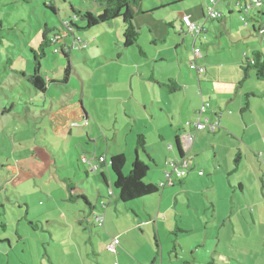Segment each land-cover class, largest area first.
I'll use <instances>...</instances> for the list:
<instances>
[{"label": "rangeland", "instance_id": "rangeland-1", "mask_svg": "<svg viewBox=\"0 0 264 264\" xmlns=\"http://www.w3.org/2000/svg\"><path fill=\"white\" fill-rule=\"evenodd\" d=\"M210 1L185 0L183 3L189 8L204 6L206 20L201 12L198 13L205 30L209 31L204 36L198 37L189 30L188 33L187 27L181 28L182 10L177 7L162 8L146 18L135 15L140 40L128 49L122 45L123 23L120 19L95 28L75 29L74 34L83 47L79 49L73 44L72 35L65 41L67 48H71L70 59L74 66L70 81L52 83L51 91L46 94L30 81L35 69L32 50H38L44 31L49 34L50 41L56 35H64L62 23L72 16V7L82 11L89 9L94 16L102 9L94 0H3L0 3L3 19L0 31V264H138L133 258L135 251H140L139 256L146 260L145 251L158 248L155 240L164 254L165 264H173L177 252L179 260L174 264H205L217 255L214 251L222 250L224 241L218 232L220 222H213L212 217L215 213L225 215L231 204L229 199L238 205L245 204V196L238 187L239 180L244 178L242 172L230 178L218 172L215 192L205 189L199 181L183 187L177 181L176 185L166 187L159 194L134 202H121L118 213L112 208L113 215L115 218L118 215L119 229L126 226L131 229L123 239L124 248L117 246L116 253L109 249L107 238L112 234L94 226L88 208L90 204L97 205L92 185L97 187L100 177L91 161L96 163V157L104 154L109 163L112 155L125 150L128 134L137 130L149 132L150 137H154L156 131L165 132L168 137L165 141L156 135L152 142L154 147L149 143V155L140 153L149 166L145 183L157 185L167 179L165 174L171 167L165 166V159L170 160V154L174 155L167 146L175 144L177 128L174 127L178 119L167 105L168 99L174 108L183 103L181 100L176 102L175 98L181 92L172 94L161 88L156 79L147 77L153 69L157 70L156 78L159 76L163 80L178 77L182 71L181 84L192 82L198 88L199 73L192 66L196 59L195 48L203 56L202 60H197L198 65L206 66L208 70L212 68L205 63L208 58L218 67L225 66L226 61L239 58L237 48L240 45L244 48L248 41L254 42V51L264 54V34L251 33L253 13L246 14L242 7L230 8L215 0V9L222 12L224 18L220 21L208 19L210 6L214 7ZM166 2L168 0H144V6L153 10ZM51 4L56 7L55 14L48 6ZM242 17L249 22V28L244 26ZM222 21L229 23L227 31ZM77 22L84 27L83 20ZM169 24H176V30ZM195 38L198 41L194 46ZM65 42H61L62 46ZM59 47L51 41V47L46 49V57L42 59L44 70H57L54 63L57 60L61 66L66 65L62 54L54 53ZM139 48L147 56L141 55ZM158 52L167 58L157 63L153 58ZM253 52H249L250 56ZM223 73L229 79L223 81L229 87H224L230 88L232 83L240 87L239 83L231 81L236 76L232 64ZM58 77L63 79V74L59 73ZM204 78L200 79L204 81ZM245 85L249 93L254 91L264 97V83L257 80L254 72ZM145 98L154 101V106H149L154 117L142 105ZM255 99L259 98H250L251 105ZM69 108L82 115L79 118L70 116ZM182 111L187 113L185 108ZM143 115L147 116L145 120ZM58 127L63 131L59 133ZM131 139L135 141L134 137ZM233 145L238 150L237 142ZM134 148L135 143L129 154L135 161ZM40 149L51 158L50 162L43 159ZM210 162L215 171L212 156ZM198 163L199 169L204 171V163ZM254 164V168L259 167L253 158H248L242 169ZM127 170L129 164L125 166ZM190 176L194 177V174ZM205 178L211 183L208 175ZM65 179H71L80 191L85 189L83 197L78 193L74 202L67 200L70 181ZM102 186L107 192L103 183ZM252 193L248 190L246 195ZM208 198L214 199V203ZM213 205H216L215 213ZM188 228L193 232L182 233ZM196 243L201 245L197 253Z\"/></svg>", "mask_w": 264, "mask_h": 264}, {"label": "crops", "instance_id": "crops-1", "mask_svg": "<svg viewBox=\"0 0 264 264\" xmlns=\"http://www.w3.org/2000/svg\"><path fill=\"white\" fill-rule=\"evenodd\" d=\"M184 1L185 0H173V1L168 0L166 4L163 3L161 6L157 5L155 6L153 10H149L148 8L144 6L145 9L149 12L146 15L141 16V17H144V18L149 17L151 13H155L156 11L161 10L162 8H165V7H177L182 10V12L180 13L181 14L180 23L182 25L181 28L183 30L186 29L187 26L184 25L183 23V16L188 17L190 20L196 21L197 23H199V25L201 24L203 26L204 29L201 35L204 36L209 31L205 30V25L202 23V21H200L201 17L198 15V13L201 12L202 18L206 20V16H205L206 10L204 6H200V7L196 6L194 8L192 7L189 8L187 6L184 7L183 5ZM248 1L246 0H220L222 4L225 3L229 5L230 8H232V6H238L241 8V6L242 7L246 6L248 4ZM2 2L3 0H0L1 4ZM262 2L263 3L261 6L251 9L249 12V13H253L254 15L252 17L254 18V27H256L255 23H257V21H258L257 23L258 25L262 23L264 24V20L262 19V17L264 16V0ZM223 15H222V18H224ZM222 18L220 20H222ZM1 21H2L1 23L2 29H3L2 17H1ZM222 22L224 24L225 31H227L229 28V23L227 21H222ZM135 25H137V23ZM175 25L176 24H169L168 26H170L171 29L176 30L174 28ZM46 27H48L47 24H46ZM78 28H82V26L78 24ZM44 29H47V28L44 27ZM75 29L77 30V28ZM188 30L189 29L187 27V32ZM68 34L70 35L69 32H65L64 37ZM72 36L74 40L77 39V37L74 34ZM66 40L67 39H61L60 42H65ZM155 40L156 42L158 41L157 39ZM197 41L198 39H195L194 46L197 44ZM175 45L178 47L177 43ZM240 46L237 48L238 55L240 54L239 58L236 59L234 57L233 61L231 62H227L226 61L227 59H225L224 60L226 61L225 66H222L221 64L218 67L213 62H211V59L208 58L205 61V63H207L209 66L212 67L211 70H208L206 66L198 65L197 60L198 61L202 60L203 56L200 58L196 57V59L194 60L197 63L196 68H203L205 70L203 74H199L197 77L198 88L192 82H188V84H184V85L181 84V82L183 83L180 77V75L183 76L182 71L180 72V74H178V77H173V78L169 77L166 80H163L159 76L156 78V73H157L156 69H153V72L151 70L152 73L147 75V77L152 76L153 80L156 79L155 80L156 83L163 89H166V87H164L162 84L168 82L169 80H173L178 84L179 89H177V91L175 92H170V93L173 94V93L181 92V95L175 97L176 102H179V100H181V102L183 103L180 107L174 108L173 106H171L172 103L170 99H168L167 105H169V107L171 108L170 110L174 118H178V119L174 127V128H177V131L174 134L175 144L170 143L167 146L168 151L171 153L173 152L174 155L170 154L172 159L168 160L169 158L166 157L165 161L169 162V161L175 160L176 158L180 157L179 154L177 153L178 149L176 146V139L178 138L180 142V146L182 148L183 158H187L189 162L187 165L188 174L184 178L183 181L178 180L177 177L173 176L172 186L176 185L177 181L180 187H183L185 185L187 186L188 184L192 182L199 181L200 184L204 186L205 189H207L208 191L212 189L215 192L216 191V181L219 179V176L217 177V174H219L218 172H220V175L227 174L228 178H230L235 173L238 174L240 172H242L244 176V178H241L239 180L238 187L241 193H243L245 196L244 197L245 204L238 205L237 203L233 201V199H229L231 204L228 206L229 209L227 210V212H224L225 213L224 216L223 215L218 216L215 213L217 211L216 205H213L215 207L214 208L215 215H213L212 217L213 222L214 220H216V222L218 221L220 222V227L218 228L219 238H221L224 242H223L222 250L219 249L217 251H214L217 255L213 256L211 258L212 260H207L205 264H208L210 262H214L215 264H264V97H263V94L258 93L259 96L255 94V96L258 97L259 99H255L253 104L252 105L250 104V107H248L246 111H243V108L245 106V96L247 93H249L248 91L250 90H248L247 86L245 85V81H243L244 75L241 69V65L244 61H246L247 57H251L249 52L254 51V48L252 47L254 46V42L248 41L245 44L244 48ZM207 50H209V46ZM32 51H36V50H32ZM156 55L154 56L153 60L154 62H157V63L167 58L165 55H163L160 52H158ZM144 56H147V54L145 53ZM57 61L54 62L57 67V70L55 71L51 69L44 70L43 63L41 62L42 69H41L40 74L42 78L44 79V81L46 79L45 90L43 91V93L45 94L51 91L52 87H50V85L52 83H56L62 80L61 77H58V74L64 73L66 65L61 66L59 61L58 62ZM227 63L228 65L232 64L233 69L235 68L236 76H235V79L231 81H235L236 83H239L240 87L238 88L235 87V83H232L231 87L227 88L229 86L225 85L226 83L223 82V81H227V82L229 81V79L227 80V78L225 77L223 73V71H225V69L228 66ZM73 69H74V66H73ZM143 76H144V73H143ZM202 76H205V78L203 79L204 81L200 79ZM224 86H227V87H224ZM205 101H210L211 107L206 111V113L200 116L199 111ZM142 105L144 106V109L150 112V115L154 117V113L151 112V110L149 109V106L151 107L154 106V101H150L145 98ZM158 106L163 107L160 104H158ZM70 108L68 109L70 116L79 118L82 115V114H79L78 111H75V109H70ZM182 108H185L187 110V113L183 112ZM132 118H134V121L136 122L135 117L132 116ZM142 118L145 120L147 116L143 115ZM206 118H209L211 122H218L219 123L218 130L215 133H210L208 130L198 132L195 135H193V141L191 144L187 142V135L193 132V129L190 127H187L186 123L193 122V121L196 122L198 120L203 121ZM62 129L63 128L58 127L57 131H59L60 133L61 131H63ZM156 132H157L156 135L159 140L165 141V139L168 138L165 135L164 131H156ZM71 133H72V130L70 131V134ZM138 135H143L147 141V144L149 145V143L151 142V145L154 147V144H152V142H153V139L155 140L156 135L154 137H150L152 136V134H150L147 131H140V130H137L135 133L128 134L127 139L125 140V143H126L125 150H120L117 152V154H123L126 156L128 160L127 164H129V169L131 167V163H133L134 161L132 159L133 157L132 154H129L131 153L129 152V149L131 148V145L132 147L134 146V143H135V148H134L135 157H139L141 161H144V159L141 157V153L140 152L136 153ZM132 137H134L135 141L131 139ZM114 138L117 139V134H115ZM157 142L158 141L156 139V143ZM236 142H237L238 150L236 149V146L233 145V143H236ZM170 146H173V148L170 149ZM40 150H41L43 159L49 160L48 162H50L51 158H48L42 149ZM95 155L97 156V153ZM211 156H212V161L215 165V171L212 168L213 164L210 162ZM101 157H103V159L106 160L104 163L103 162L100 163ZM248 158H253L256 161V163H258L259 167L254 168L255 167V164H254L252 167L248 169H244V168L242 169V167L245 166V162ZM149 159L152 160L151 157ZM95 160L97 162L94 163L93 161H91L92 162L91 164L95 165V168L96 167L98 168L97 171L100 172V177H99L98 184H97L98 186L95 187L92 185V189L94 190L93 195L97 201V205L90 204L91 208L88 207L90 209V215L93 218L94 226H98V227H101V226L98 224L97 220L95 219V215H101L102 217H104V223L101 228L105 230L106 232H109L110 234H112L111 237L107 238L109 247L113 243V240L116 239L117 241L119 240L117 246L119 247L120 245H123V248H124L123 239H125L128 236L131 228L129 226H126L125 228L119 229L118 228V223H119L118 215L116 216V218L113 215L112 208H114V210L118 213L121 201L119 200L118 196L115 194V191L113 190V177L110 173V169L108 166L109 164H108L106 155L104 154L98 155ZM152 161L154 162V160ZM199 161H202L204 163V166H203L205 168L204 171L199 169V166H201L200 163H198ZM199 172H203L204 174L201 176L199 175ZM192 173L194 174L195 178L193 176H190ZM87 174H88V171H87ZM207 175L211 178L212 180L211 183H209L208 182L209 180L205 178V176ZM89 177L90 175H88V178ZM215 177H217L216 180H215ZM67 181L68 182L70 181V183L68 184H70V186L73 188L72 193L75 196H77L78 193L80 195L85 194L84 193L85 189L80 191V189H78L71 182V179H68ZM102 183L107 188V192H106V189H104V186H102ZM68 184H67V188L69 190L68 192L70 193ZM111 190H113L112 196L108 194ZM248 190L253 192L249 196L246 195V192ZM68 198L69 197H67V200ZM208 200L211 202L214 201V199L212 198L210 199L208 198ZM220 200H218V202H220ZM175 201L177 203V197H175ZM103 202H105L106 208L102 207ZM216 202H217V196H216ZM147 207L148 206L145 205L146 209H148ZM247 213H248V216L246 215ZM107 221H109L108 224H106ZM157 231L159 232V229ZM191 231L193 232L192 228L183 229L182 233L185 234ZM222 235L224 236L222 237ZM197 244L198 243L194 245L196 246L195 248L196 253L199 251L198 247L201 246ZM117 246H116V251L118 248ZM119 249H122V248H119ZM135 252H136V255H133V258H136L138 260L136 261V263L138 264H148L150 262L152 264H157V262H159V264L166 263L165 261L166 259L163 258L164 254L163 252H161L159 243H158V248L156 250L149 249L145 251L147 254L146 260L143 259L141 256H139L140 251L139 252L135 251ZM128 255L131 257L130 254ZM159 256H160V259H159ZM175 256L177 257V259L173 261V264L179 260L178 252L176 253Z\"/></svg>", "mask_w": 264, "mask_h": 264}, {"label": "trees", "instance_id": "trees-1", "mask_svg": "<svg viewBox=\"0 0 264 264\" xmlns=\"http://www.w3.org/2000/svg\"><path fill=\"white\" fill-rule=\"evenodd\" d=\"M63 1H66V0H63ZM94 2L95 4H98L100 8L102 9V11H100V13L97 16H94L88 10L82 11L81 9L78 10L72 7V16L69 17L68 20H66L64 23H62V31L64 33L69 32L70 35H73L75 28H77V30L90 29L92 27L95 28L105 23L112 24L114 21H117L118 19H120L123 23V38H124V42H122L123 48L128 49V48L136 46L137 42H139L140 40V33L134 23V16L135 15H139V17L144 16L149 12L144 7V0H94ZM48 6L49 8H51V11L53 12V14L57 12L56 7H54V5L51 4ZM78 19H81L85 22L84 27L78 28V24H77ZM252 20L254 21V18H252ZM66 22H68V24L64 26ZM1 23L2 21H1V14H0V31L2 30ZM249 27H250V24L246 28H249ZM251 30H252L251 31L252 34L258 33L257 32L258 30L254 26L252 27ZM57 32L59 33V30ZM48 35L49 34H47V32L44 31L42 35L43 37L38 47V50L32 51V56L35 62V69H34V73L30 77V81L33 83L32 85L37 90H40L42 92L45 90V81L40 74L41 69H42L41 62H42V59L46 57V49L51 47V41L55 45H60V47L57 48L54 51V53L62 54L61 56L63 57L64 62L66 63V68L63 73V79L61 80L63 83H68L71 72L73 70L72 62L70 59L71 48H67L68 45L66 46V44L65 46H62L60 42L61 39H68L70 35L69 34L66 35L65 36L66 38H65L64 35L59 34V35H56L55 38L52 39L51 41ZM75 40L73 41V44H75L74 43ZM140 53L141 55H145V53L142 50L140 51ZM194 63L196 62L194 61ZM241 69L244 75L243 81H246L249 78V76H251V74L254 72L257 80L264 83V54H262L258 50L253 52L251 57H247L246 61L242 63ZM150 77L153 78L152 76ZM162 85L166 87V89L169 92H175L177 91V89H179L178 84L173 80H169L168 82ZM253 96H255L254 91L246 94L245 106L243 108V111H246L248 107H250V98H252ZM176 146L178 149L177 153L180 156L179 158H182L183 152H182V148L180 146V142L178 138L176 139ZM147 149H148V144H147L145 137L143 135H138L136 153L144 152L147 155H149V152ZM105 161L106 160L104 159V161L102 162L104 163ZM102 162L100 161V163ZM127 163H128V160L126 156L123 154L112 155L111 160L108 163L110 173L113 177V188H114V191L117 192V196L121 202L123 203H128L131 201L134 202L138 199H141V198L143 199L144 197H147V196L151 197L155 194H159L161 190H165V188L161 187L160 184H157V185L149 184L148 185L147 183L144 182V179L147 177V174L149 172V166L147 165L146 162L141 161L139 157H136L135 161L131 163L130 169L127 170L126 172L125 166ZM96 169L98 168L96 167L95 170ZM68 185L70 189L68 199L74 202L77 196L75 197L72 196L73 188L70 186V184ZM79 196H82V195H79ZM155 241L158 246V241L157 240ZM176 248L177 246L175 245V250ZM208 264H215V263L210 262Z\"/></svg>", "mask_w": 264, "mask_h": 264}, {"label": "built area", "instance_id": "built-area-1", "mask_svg": "<svg viewBox=\"0 0 264 264\" xmlns=\"http://www.w3.org/2000/svg\"><path fill=\"white\" fill-rule=\"evenodd\" d=\"M248 1V0H246ZM263 0H249L248 4L246 6H241L242 10L245 11L246 14H249L250 10L255 8V7H259L262 5ZM212 4H214V7L211 5L209 8V14L207 15L208 19H214V20H220L222 18V13H220L219 11H217L215 9L216 3L215 0H211L210 1ZM242 15V12H241ZM244 22V26H248L249 23L247 20H245L243 17L241 19ZM183 22L184 25H186L189 30L191 32L196 33L198 36L201 34L203 26L199 25V23H193L188 17H184L183 16ZM68 24V22L65 23L64 26H66ZM257 32L259 34V36H262L264 34V26L263 24H259L257 27ZM196 35V37H197ZM75 46H77L78 48H82V43L78 40H75ZM195 56L197 58H200L202 56L200 50L198 48H195L194 50ZM192 66L193 67H197V64L194 63V61L192 62ZM199 74H203L205 71L203 68H197ZM211 107V102L210 101H205L203 103V105L200 108V116L203 115L204 113H206V111ZM187 127H190L193 129V132H191L189 135H187V142H189L190 144L193 141V135H195L198 132L201 131H205L208 130L210 133H215L218 128H219V123L218 122H211L209 118H206L203 121H193V122H187L186 123ZM173 146H170V149H172ZM100 161H104L103 157L100 158ZM188 159L187 158H176L175 160L166 162L165 166L167 167H171V170L166 172V178L164 181H161L160 186L163 188H166L168 186H172L173 185V176L176 175V177L181 180L183 178H185L188 174V170H187V165H188ZM203 172H199V175H203ZM110 196H112L113 194V190H111L108 193ZM102 206H106L105 202L102 203ZM96 220L98 222V224L102 227L103 223H104V217H102L101 215L96 216ZM118 245V241L116 239L113 240V243L111 244V246L109 247L110 250L115 251L116 253V246Z\"/></svg>", "mask_w": 264, "mask_h": 264}]
</instances>
